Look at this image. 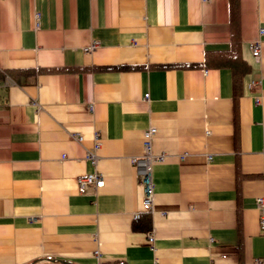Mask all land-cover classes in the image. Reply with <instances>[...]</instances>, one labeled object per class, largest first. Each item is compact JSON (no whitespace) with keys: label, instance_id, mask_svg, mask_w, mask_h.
<instances>
[{"label":"crops","instance_id":"0c3cea01","mask_svg":"<svg viewBox=\"0 0 264 264\" xmlns=\"http://www.w3.org/2000/svg\"><path fill=\"white\" fill-rule=\"evenodd\" d=\"M230 2L0 0V264H264V0ZM232 47L238 90L205 62ZM149 126L151 213L130 161Z\"/></svg>","mask_w":264,"mask_h":264},{"label":"built area","instance_id":"2783aa9c","mask_svg":"<svg viewBox=\"0 0 264 264\" xmlns=\"http://www.w3.org/2000/svg\"><path fill=\"white\" fill-rule=\"evenodd\" d=\"M38 18V17H37ZM264 35V27H259L258 36L255 38L250 44V52L255 59L260 57L261 51V36ZM100 45V42L97 40H93L90 42L89 46L83 48L85 52H93ZM5 85L13 84L14 81L9 76L5 77L4 81ZM260 84V81H253L251 86L256 87ZM149 94L144 95V99L148 100ZM258 101V99H256ZM157 132V129L154 126H149L143 132V143L141 153L137 156H133L130 161L134 167L136 177L142 187L143 191V206L146 211L151 213L154 208V184L152 177L153 166L156 162H160L164 160V154H154L152 150L153 138ZM79 141L82 140L81 136H77ZM100 137L96 133L95 134V144L94 149L91 151H87L84 160L89 162L90 164H95L97 162V151L100 148ZM210 158V157H209ZM105 184L104 177L102 174L98 173V171L87 173L84 176L78 178L79 188L85 190L87 188H102ZM257 205L259 210V219H260V229L264 231V197H259L257 199ZM141 214L139 212L134 213V218L139 219ZM147 241L149 248L154 250V234L153 230L148 233ZM98 254V253H97Z\"/></svg>","mask_w":264,"mask_h":264},{"label":"trees","instance_id":"16d2710c","mask_svg":"<svg viewBox=\"0 0 264 264\" xmlns=\"http://www.w3.org/2000/svg\"><path fill=\"white\" fill-rule=\"evenodd\" d=\"M230 14H231V19H233L236 15L234 0H231V2H230ZM210 60H217L218 62L215 61L217 65L220 64L221 66L227 67L232 71L233 82L235 84V90H238L240 88L242 78L244 77V75H246L250 71V65L247 64L241 58L238 51L236 49H234L233 47L230 48L229 50H227L226 52L209 53V55H207V57L205 59V62L209 63ZM32 71L30 70V71H25V72L30 73ZM143 224L145 225V228L149 225L148 221H146L143 218H140L139 219V225H140L139 228H143V227H141Z\"/></svg>","mask_w":264,"mask_h":264}]
</instances>
